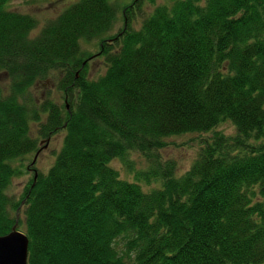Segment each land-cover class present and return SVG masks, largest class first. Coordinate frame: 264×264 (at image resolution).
I'll use <instances>...</instances> for the list:
<instances>
[{"label":"trees","instance_id":"obj_1","mask_svg":"<svg viewBox=\"0 0 264 264\" xmlns=\"http://www.w3.org/2000/svg\"><path fill=\"white\" fill-rule=\"evenodd\" d=\"M10 3L0 0V235H28V264H264V0H169L138 27L133 0L115 34L116 0H78L34 36L38 18ZM84 39L100 50L83 51ZM46 79L58 98L35 93ZM59 132L39 171L41 140ZM185 134L199 149L178 173L160 152ZM134 152L146 169L131 168Z\"/></svg>","mask_w":264,"mask_h":264},{"label":"rangeland","instance_id":"obj_2","mask_svg":"<svg viewBox=\"0 0 264 264\" xmlns=\"http://www.w3.org/2000/svg\"><path fill=\"white\" fill-rule=\"evenodd\" d=\"M78 0H11L10 7L25 12L30 13L38 18L39 26L32 32L34 36L39 32L41 27L49 22L50 20L56 18L63 12L68 6L74 4ZM133 0H116L119 5V18L113 30L110 34L117 33L124 25V11L126 6L132 3ZM169 0H142L141 10L135 9L137 13L136 24L138 27L142 20L151 14L154 8L159 4L167 3ZM83 51L87 53H97L101 48V43L99 39L93 40H82L81 41ZM101 57V56H100ZM94 58L89 62V76L96 77L99 74L104 72L105 66L103 65L102 57ZM4 76L0 75V80H3ZM56 84L52 79H46L39 81L36 84L35 93L38 96H46L49 91L52 92V95H55V98H58V91ZM227 129L232 130V127ZM64 139V133L59 132L53 137L43 138L40 142L39 153L35 156L36 160L34 166L43 172H48L50 166L53 164L56 153L59 152ZM169 142L171 143L168 147L161 150L160 154L164 159L174 160L177 164V172L184 173L190 168L193 161L195 160L198 154V141L197 136L194 134H185L170 138ZM33 159V155H30L27 160H25V170L24 172L17 176L9 191L19 198L23 195L26 187L33 177V171L27 170V166L31 163L30 160ZM133 170H143L149 166V163L145 157L140 153L134 152L131 153L128 157ZM113 165L121 171V174L129 179L134 178V173L128 171L126 164L121 159H116L113 161Z\"/></svg>","mask_w":264,"mask_h":264},{"label":"water","instance_id":"obj_3","mask_svg":"<svg viewBox=\"0 0 264 264\" xmlns=\"http://www.w3.org/2000/svg\"><path fill=\"white\" fill-rule=\"evenodd\" d=\"M28 256L29 237L17 225L8 234L0 235V264H28Z\"/></svg>","mask_w":264,"mask_h":264}]
</instances>
